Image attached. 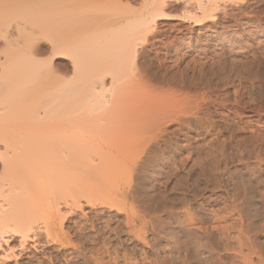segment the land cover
Instances as JSON below:
<instances>
[{"label":"rangeland","instance_id":"rangeland-1","mask_svg":"<svg viewBox=\"0 0 264 264\" xmlns=\"http://www.w3.org/2000/svg\"><path fill=\"white\" fill-rule=\"evenodd\" d=\"M48 1L0 0L11 9L0 24L23 8L41 18ZM144 1L119 3L138 11ZM205 2L202 15L196 0H165V19L121 71L127 101L120 112L140 100L155 104L145 110L144 130L128 129L124 116L106 130L87 126L77 150L59 143L77 159L61 164L60 177L72 172L75 180L46 198L58 199L62 215L78 187L90 188L96 202L86 206V194L78 196L82 208L62 228L69 247L49 244L43 217L33 216L6 236L0 264H244L243 254L256 264L250 249L264 259V0ZM39 137L27 138L41 148L33 154H43ZM104 196L118 205L101 206ZM18 209L34 210L29 201ZM31 228L41 242L19 247Z\"/></svg>","mask_w":264,"mask_h":264},{"label":"bare ground","instance_id":"bare-ground-1","mask_svg":"<svg viewBox=\"0 0 264 264\" xmlns=\"http://www.w3.org/2000/svg\"><path fill=\"white\" fill-rule=\"evenodd\" d=\"M30 1L26 0L27 4ZM102 1L105 0H49L43 4L41 18L36 16L37 11L23 8L17 20L7 22L6 17L5 24H0V246L9 241L6 236L17 234L16 229L32 223L35 216L43 217L49 244L69 247L68 234L62 228L75 209L81 210L78 196L86 194V206L96 205L90 188L78 187L74 196L69 195L71 201L64 200L67 215L60 214L58 199L52 202L46 198L54 191L58 197L60 187L75 180L72 172L65 179L60 177L61 164L65 166L77 159L70 155L72 149H60L59 143H68L77 150L87 126L102 131L119 125L125 116L120 112L121 105L127 101L121 71L141 56L147 38L156 33L157 21L165 19L162 9L167 6L165 0H143L141 9L134 11L131 4L119 0L112 4ZM196 1L197 9L205 15L209 7L204 2L216 0ZM1 6L4 10L0 9V19L11 11L8 5ZM207 17L215 15L209 12ZM199 21L194 18V22ZM61 69L70 70V76L60 75ZM140 101L125 113L124 125L128 129L134 127V133L144 130L145 110L155 105ZM31 133L39 135V140L43 138V154H33L41 148L28 145ZM11 137L14 143H10ZM83 160L93 161L90 157ZM27 201L34 210L21 213L18 207ZM115 202L104 196L99 204L115 207ZM38 240L39 234L31 228L22 234L19 247L27 241L37 245ZM241 246L244 250L245 245ZM250 252L256 257V264H264L261 254L254 249ZM10 255L14 253L1 257L9 260ZM247 256L242 255L247 262L244 264H253L252 257Z\"/></svg>","mask_w":264,"mask_h":264}]
</instances>
